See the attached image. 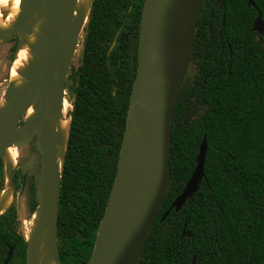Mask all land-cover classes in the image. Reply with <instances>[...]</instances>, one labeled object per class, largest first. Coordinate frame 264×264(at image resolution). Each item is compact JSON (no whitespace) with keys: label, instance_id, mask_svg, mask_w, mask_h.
Segmentation results:
<instances>
[{"label":"trees","instance_id":"1","mask_svg":"<svg viewBox=\"0 0 264 264\" xmlns=\"http://www.w3.org/2000/svg\"><path fill=\"white\" fill-rule=\"evenodd\" d=\"M226 1V25L238 2ZM244 29L264 21V0H252ZM144 0H93L80 65H70L65 92L72 108L60 173L56 242L60 264H85L116 174L129 97L136 75ZM239 20V19H238ZM16 42L10 48L13 60ZM249 44L229 68H213L198 92L181 87L174 110L170 182L138 264H264V56ZM203 87V89H201ZM206 138L204 177L182 208L161 221L193 172ZM24 185V183L22 182ZM25 186V185H24ZM4 188L0 160V193ZM13 188L18 190L16 179ZM25 196L28 220L38 204ZM14 203L0 215V264H25L27 243L17 232ZM189 237H182L183 227Z\"/></svg>","mask_w":264,"mask_h":264},{"label":"water","instance_id":"2","mask_svg":"<svg viewBox=\"0 0 264 264\" xmlns=\"http://www.w3.org/2000/svg\"><path fill=\"white\" fill-rule=\"evenodd\" d=\"M42 2L49 7V14L42 33V41L35 52L37 64L32 69L31 80L22 93L18 96L10 93L6 95V110L9 114L0 117V160L7 148L16 147L21 151L35 135L41 137L38 144L40 168L36 175L35 196L38 208L35 215L38 213L41 215L43 224H52L49 231L51 241L47 249L52 259L60 264L56 225L60 173L65 150L61 159H58L54 152L57 141L48 133L47 127L50 121L58 116L59 106L67 99L66 77L83 28L74 22L71 0ZM182 4L187 6V12L184 14H180ZM248 4L253 5L252 0H248ZM199 6L200 0L143 2L137 43L136 75L129 97L123 136L124 140L125 135L130 134L132 126L134 127L142 159L135 167L130 168L122 151V140L106 208L91 257L85 264L139 263L169 188L173 115L190 62ZM29 17L28 9L24 15V26L28 24ZM182 22L186 23L185 40L177 35ZM253 31L264 33V24L260 16L254 22ZM17 32L18 30H15L1 35L9 34L10 42L16 37ZM182 45L186 47L183 66L179 64L176 53V49ZM35 98H38V103L34 107L35 114L26 120V111ZM206 151L204 137L198 148L193 172L161 221L170 211L178 212L197 192L204 177ZM5 177L13 185V168L6 172L3 169L4 183ZM185 228L186 224L182 237H189ZM11 254L12 250H9L5 264ZM35 258L36 251L29 249L27 243L25 264H34ZM195 260L193 257L191 264H195Z\"/></svg>","mask_w":264,"mask_h":264},{"label":"bare ground","instance_id":"3","mask_svg":"<svg viewBox=\"0 0 264 264\" xmlns=\"http://www.w3.org/2000/svg\"><path fill=\"white\" fill-rule=\"evenodd\" d=\"M31 1L33 0H0V45H5L8 40H4L10 37L9 34H1L18 30L16 38L20 45L16 51L8 83V93L14 96L20 95L31 80L30 74L37 64L35 52L42 41V33L49 14V7L42 2L44 0L34 3ZM71 3L74 22L80 24L84 29L88 20L92 0H71ZM28 9L30 12L29 22L24 26V15ZM186 12L187 6L186 4H182L180 6V14ZM177 35L182 40L186 39L185 22L180 23ZM176 53L179 64L183 66L186 59V47L183 45L178 47ZM6 103L7 98L3 97L0 101V117L9 114V111L6 110ZM37 103L38 98H35L26 111V120L35 114L34 107ZM58 113V116L50 121L47 129L51 137L57 141L54 152L57 157L60 156L61 158L65 150L69 116L71 113V106L67 99L59 106ZM18 150L16 147H10L4 151L1 161L5 172L9 168H13L14 152ZM122 151L130 168L135 167L141 162L140 145L133 126L131 133L126 134L124 137ZM5 178L4 190L0 193V215L12 205L14 197L13 185L10 184L7 177ZM51 226L52 224L48 225L41 222V215L39 213L34 216L32 229L27 239L29 249L36 251L34 264H57L47 249V245L51 241L49 235Z\"/></svg>","mask_w":264,"mask_h":264},{"label":"flooded vegetation","instance_id":"4","mask_svg":"<svg viewBox=\"0 0 264 264\" xmlns=\"http://www.w3.org/2000/svg\"><path fill=\"white\" fill-rule=\"evenodd\" d=\"M245 6L255 9L254 3L250 5L248 4V0ZM245 6L243 2H238L232 7L231 12L237 15V17L236 19L234 18V22L227 26L225 0H200L188 66L190 70V77L188 79L189 95L198 92L199 81L202 79V84H204L205 79L213 68H216L221 63L227 65V68H229L233 62L238 60L240 54L245 55V49L249 44L260 46L263 48L264 53V33L260 34L253 31L254 22L260 15L257 14L252 21L250 29L248 31L245 30L244 14L247 12ZM261 21L264 24V21ZM262 60L264 62V56ZM40 140L41 137L35 135L30 140L28 146L23 149L29 166L26 171L15 170L13 172L12 180L16 179V184L18 185V190L14 188L15 194L23 193L26 196L27 190L31 185H33L36 191V175L40 168V153L38 151ZM43 143L45 144V142ZM9 250H12L13 254V249L10 248Z\"/></svg>","mask_w":264,"mask_h":264},{"label":"rangeland","instance_id":"5","mask_svg":"<svg viewBox=\"0 0 264 264\" xmlns=\"http://www.w3.org/2000/svg\"><path fill=\"white\" fill-rule=\"evenodd\" d=\"M86 26L84 27L83 31L80 34V37H79L78 43H77V47H76V51H75V54H74L73 59H72L71 64H70L74 68H77L80 65L81 53H82L83 43H84V39H85ZM8 39H6L4 41H7ZM15 42L17 43L16 50H15V53L13 55V60L10 63L9 62L10 48L13 46V43H15ZM19 45L20 44H19L16 37H14L10 42L6 43L5 45H0V101L3 97H6V95L8 94V83H9L10 74L12 71V65L14 62V58L16 56V51L19 48ZM189 77H190V70L188 69L183 84H186L188 82ZM65 97L68 100L69 96L67 93H66ZM14 153H15V158H14V164H13V172L15 170L26 171L28 169L29 163L25 159L24 150H21V151L18 150ZM58 159H61L60 156H58ZM5 180H6V178H5ZM14 196H15V199L13 197L14 206L17 210V218H18L17 232L20 235H22L24 237V239H26V241H27V239L30 235V231L32 229L34 217L31 220H28L26 217L24 194L18 193V194H15Z\"/></svg>","mask_w":264,"mask_h":264}]
</instances>
